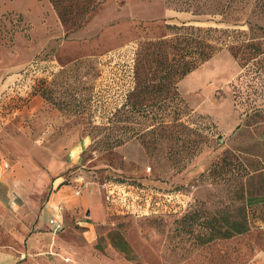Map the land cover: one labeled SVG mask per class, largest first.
Instances as JSON below:
<instances>
[{
	"label": "rangeland",
	"instance_id": "1",
	"mask_svg": "<svg viewBox=\"0 0 264 264\" xmlns=\"http://www.w3.org/2000/svg\"><path fill=\"white\" fill-rule=\"evenodd\" d=\"M240 8L224 19L229 25L236 20L243 31L235 44L236 57L228 39L227 45L177 85L192 111L183 122L197 120L203 136L211 124L214 135L208 146L203 144L201 152L191 160L186 158L182 166L171 156L169 144L149 154L137 140L111 151L93 149L89 127L119 99L126 67L139 44L166 36V24H223L175 12L165 0H107L76 28L62 22L48 0H0V83L13 73L22 74L23 68L28 67L27 77L21 80L28 83L34 75H44L47 66L56 68L39 95L46 106V120L54 121L51 130L58 138L89 141L77 164L61 170L59 186L68 187L69 194L79 177L93 184L79 198L64 201L65 230L57 235L46 227H35L39 211L31 214L23 199L15 198L20 209L16 226L25 235L18 257L9 264H264V54L259 53L264 52V32L249 31L246 23L249 19L251 25L264 28V0H254L243 11ZM248 43L259 46V52L246 51ZM31 66L37 70L29 78ZM11 97L0 94L2 100ZM47 125L41 132H47ZM14 129L9 131L10 138H0V164H8V170L0 173L5 175L19 163L14 152H26L21 167L37 178L41 175L42 183L41 195L28 198L43 203L56 193L57 185L47 176L51 159L45 160V154L50 158L57 154L60 164L71 147L52 140L33 143L24 131ZM145 141L150 143L148 137ZM119 177L162 191L149 197L162 210L151 206L140 212L138 200L123 207L122 203L110 206L105 199L109 213L93 219L75 204L90 196L103 207L99 186ZM178 189L186 195L174 193ZM193 212L203 216L182 232L191 224ZM213 215L228 221L245 216L249 230L229 240L202 244L208 233L204 221ZM86 222L91 226L83 225Z\"/></svg>",
	"mask_w": 264,
	"mask_h": 264
},
{
	"label": "trees",
	"instance_id": "2",
	"mask_svg": "<svg viewBox=\"0 0 264 264\" xmlns=\"http://www.w3.org/2000/svg\"><path fill=\"white\" fill-rule=\"evenodd\" d=\"M106 1L48 0V3L62 22L80 28ZM253 1L201 0L200 3L193 4L189 0H165L166 6L175 12L188 13L193 17H206L208 22L223 24L224 27H198L187 22L179 25L166 24L164 25L166 36L139 44L138 49L133 53L131 64L126 67L119 99L111 109L101 111L103 115L100 116L97 124L89 127L93 149L111 151L131 140H137L144 147L146 154H149L153 153L152 150H156L157 147L169 144V149L173 152L171 156L174 157L177 165L183 166L187 162L186 158L191 160L201 152L203 144L208 146L209 137L214 136L210 134L212 125H208L206 129L208 133L203 136L204 129L197 120L192 119L188 122L189 124L183 122V118L188 119L192 111L179 95L177 85L186 75L196 70L227 45L228 39L232 45L231 54L236 57L238 47L235 44H238L237 37L243 34V31L237 28L240 24L236 20L229 25L227 22L224 23V19L235 13L239 5L240 11H243L252 6ZM246 23L249 24V31L255 28L264 32V28L251 25L249 19ZM245 49L248 52H259V46L252 43L246 44ZM259 53L264 54L261 50ZM27 69L28 67L21 69L22 74L19 71L16 80L7 86V91L13 94L11 99H0V111L3 115L8 114V108L5 105L24 106L31 97L41 95L45 90L44 86L52 81L48 79L49 76L56 70L53 66H47L46 70H42L44 75L37 78L34 75L36 66H31L29 78L34 75L33 81L27 82L28 91L23 92L20 89L25 82L21 78L27 77ZM1 101L5 103L1 104ZM146 137L150 139V143L145 141ZM150 144L154 147L150 148ZM107 182L129 187L138 197L137 202L141 204L149 197H155L157 193L162 192L154 189L153 186L143 185L135 179L119 177L108 179ZM174 193L186 195L180 189ZM151 199L153 198L149 200ZM154 201L155 198L152 202ZM108 203L110 206L113 205ZM202 216L200 212H193L190 218L191 224H187L182 232L190 229ZM214 217L215 215L209 216L204 221L208 233L202 239V244L216 240H229L249 230L245 216L238 221H228L224 216L219 220Z\"/></svg>",
	"mask_w": 264,
	"mask_h": 264
},
{
	"label": "crops",
	"instance_id": "3",
	"mask_svg": "<svg viewBox=\"0 0 264 264\" xmlns=\"http://www.w3.org/2000/svg\"><path fill=\"white\" fill-rule=\"evenodd\" d=\"M53 63L56 65L58 64L56 61H53ZM14 80H16V73H13V75L7 77L3 82H1L0 94L5 90L7 91V86L12 84ZM7 94H10V92L7 91ZM7 112V115H3L2 111H0V138L6 139L7 136L10 138L12 133L9 131H14V128H18L22 130V132L24 131L26 134L25 137L33 141V143L52 140L53 142L66 143L71 148L66 155L67 157L63 160V162H60V164L58 162L60 157L57 154H53L54 156L52 158H50L48 154H45V160L51 159V162H49V173L47 172V176L54 179L52 182L53 185L55 183H57V185L54 188L56 193L43 203L35 202L34 200H30L28 198L29 196H32L36 199V197L41 195L39 193L42 191V187L40 186L42 183L41 175H38L37 178V175L35 176L32 171L21 167L23 166V161L27 158L28 154H26V152L24 154L22 151L20 154H17L18 152H14L13 154L16 157L15 159L19 158V163L10 166L9 171H7L5 175L2 176L0 173V264H9V260H16L18 257L17 250H19L20 246L19 242L24 237L23 235H25V231L19 230L16 226L18 224V213L20 212V209L16 205L15 198L20 200L23 199L25 206L31 214H38L39 211L40 214L38 220H36L35 227L36 225L40 228L46 227L47 230L51 232L49 221L53 218H57L58 220H61L63 224V230L57 234L64 232L66 225V211L64 205L66 203H64V201L67 202V197L79 198L81 193L78 196H75V187L68 194V187L65 185L59 186L62 182L61 177H59V173L61 170H65L71 165L73 166V164H77L80 153L89 142L87 138L76 140L74 136H63L58 138V134H54L51 130L52 127L55 126L54 121L46 120V106L43 104L39 95L31 97L24 106H20L17 110L13 111L12 108H10ZM44 125H47L48 128L46 133L41 132L43 131ZM7 127L8 130L6 129ZM50 130L52 131L51 133ZM16 148L20 149V147ZM16 151H18V149ZM4 164L7 165V168L3 167ZM6 170H8V164L6 162H1L0 172ZM74 181L76 186L78 184H83V189L87 190L89 189V186L91 187V185H93L81 177ZM98 185L100 184L98 183ZM99 191L102 197L103 207L90 196H87L75 203L84 208V212L89 218L98 219L109 213V209L105 203V191L103 185L99 186ZM58 205L63 207V212L60 217H58L56 211ZM79 224L81 225L82 223ZM2 225L4 226L2 227ZM83 225H86V227L91 226L88 222ZM11 257L13 259H10Z\"/></svg>",
	"mask_w": 264,
	"mask_h": 264
},
{
	"label": "built area",
	"instance_id": "4",
	"mask_svg": "<svg viewBox=\"0 0 264 264\" xmlns=\"http://www.w3.org/2000/svg\"><path fill=\"white\" fill-rule=\"evenodd\" d=\"M28 88L29 87L27 85V82H25L22 89L24 91H28ZM21 104L23 105L24 103H21ZM5 107L8 108V110L12 108V110L15 111L20 106L5 105ZM3 167L7 168V165L4 164ZM83 187H84L83 184H78L75 188L74 195L78 196L81 193ZM103 187L105 191L106 201L112 204L122 203L123 207H125L126 203H130V202L134 203L136 200H138V197L135 196L131 192V189L127 186H121V185H116L114 183L106 182L103 185ZM154 202H151L149 199L142 202V204L141 202L140 203L138 202V208L140 209V212L141 210L142 212L148 211V209H151V206H157L158 210H161L160 208L162 206L158 202H155V203ZM56 211H57L58 217H60L61 213L63 212V207L61 205H58L56 208ZM49 226L51 227V232L53 234H57L63 230L62 221L58 220L57 218L51 219L49 221Z\"/></svg>",
	"mask_w": 264,
	"mask_h": 264
}]
</instances>
